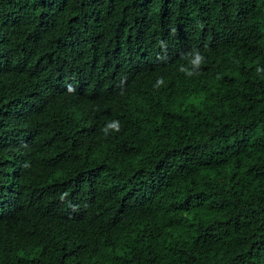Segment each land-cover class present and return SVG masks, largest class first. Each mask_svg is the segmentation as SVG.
<instances>
[{"label":"trees","instance_id":"1","mask_svg":"<svg viewBox=\"0 0 264 264\" xmlns=\"http://www.w3.org/2000/svg\"><path fill=\"white\" fill-rule=\"evenodd\" d=\"M0 37L5 82L25 48L139 79L85 151L3 155L0 264H264V0H0Z\"/></svg>","mask_w":264,"mask_h":264},{"label":"clouds","instance_id":"2","mask_svg":"<svg viewBox=\"0 0 264 264\" xmlns=\"http://www.w3.org/2000/svg\"><path fill=\"white\" fill-rule=\"evenodd\" d=\"M4 51L9 47L0 37V62L8 59H2ZM30 52L25 48L17 65L9 69L7 81L0 79V159L4 154L28 158L36 132L65 138L66 146L76 153L85 151L83 136L93 137L98 130H107L110 110L122 105L132 83H139L125 61L112 66L108 51L85 62L87 57L81 60L74 54H63L45 66ZM82 111H87L86 125L70 129L69 125H74L71 117ZM21 167L30 170L24 163ZM16 205L21 204L8 191L0 194V227L7 212L18 208Z\"/></svg>","mask_w":264,"mask_h":264}]
</instances>
